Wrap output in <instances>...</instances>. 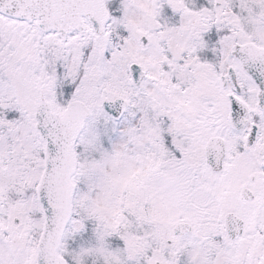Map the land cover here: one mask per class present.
I'll return each mask as SVG.
<instances>
[{"label": "snow or ice", "instance_id": "obj_1", "mask_svg": "<svg viewBox=\"0 0 264 264\" xmlns=\"http://www.w3.org/2000/svg\"><path fill=\"white\" fill-rule=\"evenodd\" d=\"M0 264H264V0H0Z\"/></svg>", "mask_w": 264, "mask_h": 264}]
</instances>
